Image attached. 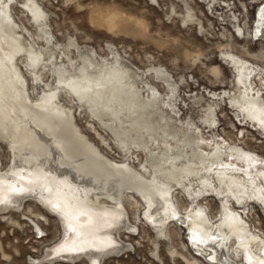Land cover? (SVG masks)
<instances>
[{
	"label": "rangeland",
	"instance_id": "374dc122",
	"mask_svg": "<svg viewBox=\"0 0 264 264\" xmlns=\"http://www.w3.org/2000/svg\"><path fill=\"white\" fill-rule=\"evenodd\" d=\"M10 1L8 29L21 49L4 60L15 72L21 94L32 104L64 110L83 139L132 184L116 205L125 211L134 232L121 231L127 250L102 264H207L203 252L192 245L195 239L188 236L193 231L209 235L202 221L222 225L226 233L228 226L241 223L264 241V198L253 193L249 199L242 193L244 198L235 203L219 185L239 177L264 187V130L233 104L237 68L229 56L251 63L250 87L264 107V41L250 35L254 10L264 0H32L31 7L25 0ZM112 13L118 18L107 30L99 19ZM34 57L39 63L32 62ZM83 57L96 66H126L134 81L140 77L146 83V97L152 95L153 103L175 119L179 130L196 136V151L206 155L218 147L223 155H218L219 163L166 190L144 148L114 139L111 125L90 115L78 94L85 84L77 80L70 87L59 79L63 71L88 69ZM180 140L168 139L171 152ZM10 144L0 138V172L11 165ZM152 148L163 150L160 144ZM201 183L211 190L205 193ZM23 202L19 211L0 214V264H30L59 238V220L35 200ZM229 208L239 220L229 215ZM158 211L167 219L154 223ZM180 217L181 225L176 221ZM35 227L45 233L42 241H35ZM252 250L228 249L238 264H264V244L260 251Z\"/></svg>",
	"mask_w": 264,
	"mask_h": 264
},
{
	"label": "bare ground",
	"instance_id": "6f19581e",
	"mask_svg": "<svg viewBox=\"0 0 264 264\" xmlns=\"http://www.w3.org/2000/svg\"><path fill=\"white\" fill-rule=\"evenodd\" d=\"M8 1L0 0V138L12 144V155L10 167L0 172V214L17 212L22 208L23 201L33 199L41 204L45 212H50L56 222L59 220V238L30 264L78 263L85 259L86 264H102L105 258L118 257L128 247L119 236L121 231L134 232L125 211L116 205L132 184L83 139L72 117L64 110L48 103L32 104L23 97L15 82V72L4 60L21 49L17 36L12 29H8ZM25 3L30 7L35 5L32 0H25ZM117 18L112 13L99 20L107 30H111ZM250 35L251 39L264 41V1L254 10ZM229 56L237 68V93L232 97L233 104L264 130L262 99L250 87L253 66L240 56ZM82 61L88 69L76 67L72 73L63 71L59 73V79L70 87H74L77 80L85 84L78 89V94L90 115L100 122L109 123L114 139L129 147L133 145L138 150L144 148L149 161L154 163L155 171L162 177L166 190L219 163L221 158L218 155H223L218 153V147L206 155L196 151V136L179 130L175 119L164 112L160 104L153 103V96L146 97V83L140 77L134 81L126 66L122 67L117 62L96 66L87 57H83ZM32 62L39 63V60L34 57ZM168 139H181L172 147L173 152L170 151V144H166ZM154 144H160L163 150H154ZM219 185L221 193L235 203L244 198L242 193L249 199L253 193L264 198V187H257L250 180L231 177L229 183L222 180ZM201 187L205 193L212 188L204 183ZM227 210L232 218L240 219L238 214L231 212L232 209ZM166 219V214L158 211L152 221L159 223ZM176 221L181 225L184 218H177ZM202 224L209 231L206 238L199 231H193L188 236L195 239L192 245L203 252L204 258L201 257L207 264H238L229 254L230 246L240 251L263 249L264 241L241 223L228 226L227 233L222 225L214 226L205 221ZM36 230L39 233L42 231ZM2 255L4 259L8 258ZM53 260H56L55 263Z\"/></svg>",
	"mask_w": 264,
	"mask_h": 264
},
{
	"label": "built area",
	"instance_id": "2783aa9c",
	"mask_svg": "<svg viewBox=\"0 0 264 264\" xmlns=\"http://www.w3.org/2000/svg\"><path fill=\"white\" fill-rule=\"evenodd\" d=\"M44 237H45V233L44 232L40 231V233H39V232L34 231V239H35V241H38V242L42 241L44 239Z\"/></svg>",
	"mask_w": 264,
	"mask_h": 264
},
{
	"label": "snow or ice",
	"instance_id": "6c2138e0",
	"mask_svg": "<svg viewBox=\"0 0 264 264\" xmlns=\"http://www.w3.org/2000/svg\"><path fill=\"white\" fill-rule=\"evenodd\" d=\"M21 179H23V177H21ZM30 183L32 182V181H29ZM13 190H15V189H13ZM47 190V189H46ZM50 203H52V201H49ZM53 206L54 207H56V205L55 204H53Z\"/></svg>",
	"mask_w": 264,
	"mask_h": 264
}]
</instances>
